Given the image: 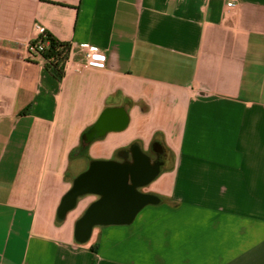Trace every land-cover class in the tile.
Segmentation results:
<instances>
[{
  "label": "crops",
  "instance_id": "1",
  "mask_svg": "<svg viewBox=\"0 0 264 264\" xmlns=\"http://www.w3.org/2000/svg\"><path fill=\"white\" fill-rule=\"evenodd\" d=\"M226 3L0 0V264H264V0ZM34 23L73 46L60 74L30 57ZM120 105L128 125L70 159ZM154 137L173 164L145 192L163 203L75 244L95 197L56 224L66 172Z\"/></svg>",
  "mask_w": 264,
  "mask_h": 264
},
{
  "label": "water",
  "instance_id": "2",
  "mask_svg": "<svg viewBox=\"0 0 264 264\" xmlns=\"http://www.w3.org/2000/svg\"><path fill=\"white\" fill-rule=\"evenodd\" d=\"M128 122L126 105L106 107L81 138L88 143L102 139L111 131L123 130ZM116 153L119 159H90L87 167L72 177L57 206L56 218L64 222L81 198L95 197L74 222L77 245L88 242L95 227L130 225L144 207L163 203L160 196L141 190L161 174L162 162L146 154L139 141Z\"/></svg>",
  "mask_w": 264,
  "mask_h": 264
},
{
  "label": "trees",
  "instance_id": "3",
  "mask_svg": "<svg viewBox=\"0 0 264 264\" xmlns=\"http://www.w3.org/2000/svg\"><path fill=\"white\" fill-rule=\"evenodd\" d=\"M44 37H47L49 40V44L47 48H45L43 52V56L46 58V66L50 69H52L55 73L60 74L62 71L63 65L67 59L68 56V47L69 43L62 42L51 36L50 34H45ZM86 128L82 134L87 130ZM86 148L85 140L84 138H80L79 144L73 148L70 152V159H73L75 157L83 155L82 149ZM66 172V178L71 181L72 177L67 174ZM62 222L58 221L56 218V224H61ZM95 249V248H94Z\"/></svg>",
  "mask_w": 264,
  "mask_h": 264
},
{
  "label": "built area",
  "instance_id": "4",
  "mask_svg": "<svg viewBox=\"0 0 264 264\" xmlns=\"http://www.w3.org/2000/svg\"><path fill=\"white\" fill-rule=\"evenodd\" d=\"M238 1L239 0H227L226 5L228 8H234L237 5ZM34 29L38 32V36L35 37L33 40H31L28 44L30 57L31 58L38 57L46 62L47 60L43 56V52L49 44V40L47 39V37H44V35L47 34L46 28L40 23H34ZM73 49H74L73 46L69 44L67 57H70L73 55L74 53ZM81 50L85 54L86 57L95 56V58L98 61L100 62L105 61L106 55L103 52H101L96 46L85 45L81 48Z\"/></svg>",
  "mask_w": 264,
  "mask_h": 264
},
{
  "label": "flooded vegetation",
  "instance_id": "5",
  "mask_svg": "<svg viewBox=\"0 0 264 264\" xmlns=\"http://www.w3.org/2000/svg\"><path fill=\"white\" fill-rule=\"evenodd\" d=\"M134 141H139V140H134ZM139 142L141 143L143 151L146 154H148L152 159H158L160 162H162V171L168 169L173 164V156L169 151V149L164 145L160 137H154L147 146H145L142 141ZM160 146H164V150H161ZM111 158L119 159L117 157L116 152L113 154ZM141 190L142 191L144 190L145 192V187L141 188Z\"/></svg>",
  "mask_w": 264,
  "mask_h": 264
},
{
  "label": "rangeland",
  "instance_id": "6",
  "mask_svg": "<svg viewBox=\"0 0 264 264\" xmlns=\"http://www.w3.org/2000/svg\"><path fill=\"white\" fill-rule=\"evenodd\" d=\"M78 173H79V172H78ZM76 174H77V173H76ZM76 174H75V175H76ZM127 226H128V225H127Z\"/></svg>",
  "mask_w": 264,
  "mask_h": 264
}]
</instances>
